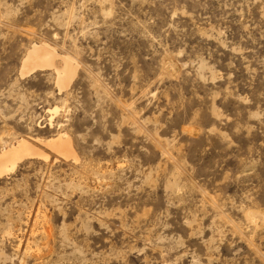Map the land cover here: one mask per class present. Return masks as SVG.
<instances>
[{"label":"rangeland","instance_id":"rangeland-1","mask_svg":"<svg viewBox=\"0 0 264 264\" xmlns=\"http://www.w3.org/2000/svg\"><path fill=\"white\" fill-rule=\"evenodd\" d=\"M44 42L67 90L21 74ZM22 138L50 157L0 177V264H264V0H0V152Z\"/></svg>","mask_w":264,"mask_h":264},{"label":"bare ground","instance_id":"bare-ground-1","mask_svg":"<svg viewBox=\"0 0 264 264\" xmlns=\"http://www.w3.org/2000/svg\"><path fill=\"white\" fill-rule=\"evenodd\" d=\"M57 60L61 61L60 65ZM44 69H53L56 72L57 86L60 92L70 87L77 72V66L71 57L58 54L56 49L46 42L33 43L23 60L21 74L26 76ZM54 111L56 112L57 109ZM42 143L63 158L78 160L72 140L65 133L58 134V136L42 141ZM49 157V154L38 149L31 141L22 138L0 152V177L13 172L17 164L23 160L28 158L47 160Z\"/></svg>","mask_w":264,"mask_h":264}]
</instances>
